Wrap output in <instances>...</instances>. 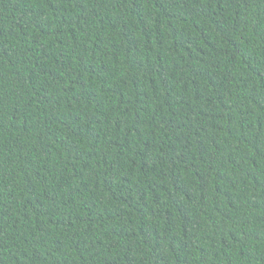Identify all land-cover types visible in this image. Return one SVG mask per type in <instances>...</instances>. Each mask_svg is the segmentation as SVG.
I'll return each instance as SVG.
<instances>
[{
    "label": "trees",
    "instance_id": "16d2710c",
    "mask_svg": "<svg viewBox=\"0 0 264 264\" xmlns=\"http://www.w3.org/2000/svg\"><path fill=\"white\" fill-rule=\"evenodd\" d=\"M0 264H264V0H0Z\"/></svg>",
    "mask_w": 264,
    "mask_h": 264
}]
</instances>
